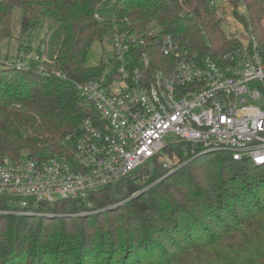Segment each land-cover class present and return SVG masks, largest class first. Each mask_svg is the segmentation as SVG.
I'll return each instance as SVG.
<instances>
[{"label":"trees","instance_id":"obj_1","mask_svg":"<svg viewBox=\"0 0 264 264\" xmlns=\"http://www.w3.org/2000/svg\"><path fill=\"white\" fill-rule=\"evenodd\" d=\"M226 3L264 55V0ZM16 10L22 36L45 29L35 51L48 74L37 73V64L31 71L0 64V162L24 153L71 157L74 142L66 138L96 118L76 84L106 72L104 62L85 66L97 41L158 26L199 57L240 45L224 34V18L207 0H0V43L12 38ZM97 13L112 18L99 21ZM163 154L181 167L168 173L155 157L84 200L41 203L42 216L0 213V264H264V175L243 182L247 170L264 166L223 151L195 156L182 142ZM11 210L0 198V212Z\"/></svg>","mask_w":264,"mask_h":264},{"label":"built area","instance_id":"obj_2","mask_svg":"<svg viewBox=\"0 0 264 264\" xmlns=\"http://www.w3.org/2000/svg\"><path fill=\"white\" fill-rule=\"evenodd\" d=\"M110 40L111 68L76 84L96 118L84 119L77 135L66 138L74 142L71 157L0 162V198L12 208L0 213L42 216L41 203L84 200L155 157L173 173L180 166L163 152L178 142L195 156L223 151L264 166V55L253 35L221 57L191 54L178 35L158 26L116 32ZM44 60L28 51L11 64L26 71L37 64L36 72L47 75Z\"/></svg>","mask_w":264,"mask_h":264},{"label":"rangeland","instance_id":"obj_3","mask_svg":"<svg viewBox=\"0 0 264 264\" xmlns=\"http://www.w3.org/2000/svg\"><path fill=\"white\" fill-rule=\"evenodd\" d=\"M210 5L217 10L218 14L224 18L225 24L222 27L224 34L228 38L240 40L246 36L245 30L241 27V25L234 19L231 15V9L228 8L226 0H207ZM104 19H111L112 17L108 15H102ZM12 38L4 40L0 43V64H11L17 59L21 53L26 51H20V48L29 46L30 51L37 50L39 45V41L43 38L45 29H38L29 36H22L20 34V11L16 10L14 15V20L12 23ZM22 46V47H20ZM111 56H112V44L110 37H106L103 41L95 42L90 50L87 53L85 59V66L87 68H96L101 65L102 62L106 64V69L111 68ZM44 59H46L44 57ZM168 141L170 138L167 139ZM26 157V153L23 154V158ZM181 167V166H180ZM248 175L251 176L250 179L246 178L243 182H247V184L252 185L255 179L260 178V176L264 175V170L259 169L255 172L253 170H247ZM253 176V177H252ZM156 183V182H155ZM155 183H151L144 189L142 192H147L150 188H152ZM228 187L226 190H229ZM121 202L119 204H123ZM118 205V204H117ZM96 211H89L87 214L93 215ZM31 223L36 226L37 221H31Z\"/></svg>","mask_w":264,"mask_h":264}]
</instances>
